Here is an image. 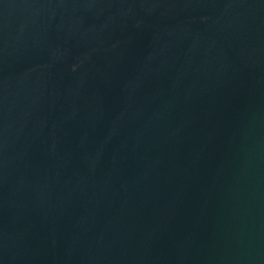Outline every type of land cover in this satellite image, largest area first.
I'll return each instance as SVG.
<instances>
[{
    "label": "water",
    "instance_id": "95a60500",
    "mask_svg": "<svg viewBox=\"0 0 264 264\" xmlns=\"http://www.w3.org/2000/svg\"><path fill=\"white\" fill-rule=\"evenodd\" d=\"M0 264H264V0H0Z\"/></svg>",
    "mask_w": 264,
    "mask_h": 264
}]
</instances>
